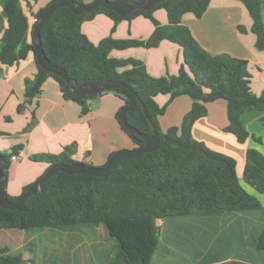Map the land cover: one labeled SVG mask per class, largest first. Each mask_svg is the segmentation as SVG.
Instances as JSON below:
<instances>
[{
	"label": "trees",
	"instance_id": "16d2710c",
	"mask_svg": "<svg viewBox=\"0 0 264 264\" xmlns=\"http://www.w3.org/2000/svg\"><path fill=\"white\" fill-rule=\"evenodd\" d=\"M21 1L0 0V16L7 25L0 40V66L17 64L25 60L30 52L36 56L32 32L37 21L29 24ZM55 1L50 0L44 8ZM110 1L118 3L122 0ZM232 1L239 2L247 11L252 20L250 31L256 38L254 46L257 50H264V0ZM74 2L76 5L83 4L80 0ZM210 2L167 0L150 10L133 11L124 17L102 7L81 15H74L68 8L62 7L48 18L40 28V43L48 60L66 71L73 86L112 80L130 87L143 103L145 112L137 104L132 112L125 113V119L141 135L155 133L159 138V148L156 152L117 163L106 178L56 173L42 191L25 201L24 212L0 207V231L101 224L116 242L113 264H151L160 243L157 220L245 214L262 209L259 199L240 185L235 160L210 150L191 135L193 124L207 114L205 105L218 99L226 101L228 126L225 131L233 134L239 143H244L250 136L243 126L242 115L248 111H264V90L259 95L251 91L247 60L227 54H210L181 24L182 17L187 13L200 19ZM157 9L166 11L167 25H160L154 18L153 13ZM98 14L113 20L112 31L120 21H131L138 16L149 19L155 29L146 40L107 37L95 45L83 34L81 26ZM238 29L241 33L246 32L243 26ZM162 40L183 49L184 66L176 77L170 79L150 76L142 63L135 59L110 56L112 51L128 48H155ZM37 67L34 79L25 81L26 103L31 102L44 81L52 77L65 96L80 105L81 115L90 108L88 100L93 101L107 92L121 98L124 106L128 104L118 90L96 95L73 94L65 89V82L60 77L43 70L38 64ZM158 95H168L167 103L182 95L192 100V107L179 128L171 127L165 132L160 129L158 117L163 115L166 107L156 104L154 98ZM118 122L136 148L143 146L141 136L131 135ZM252 138L261 143L260 138ZM17 149H13L12 154H16ZM10 157L0 153L5 176ZM40 157L49 160L51 165L72 164L66 163L63 155ZM243 180L264 196V157L247 154ZM3 190L4 197L10 202H16L20 197L9 196L5 187ZM260 224L258 230L253 228L249 239L253 249L264 258V224ZM0 264H33V260H25L22 254L1 247Z\"/></svg>",
	"mask_w": 264,
	"mask_h": 264
},
{
	"label": "crops",
	"instance_id": "0c3cea01",
	"mask_svg": "<svg viewBox=\"0 0 264 264\" xmlns=\"http://www.w3.org/2000/svg\"><path fill=\"white\" fill-rule=\"evenodd\" d=\"M49 1L20 2L30 25ZM80 1L88 4L93 0ZM153 16L160 25H167L164 9L155 10ZM181 24L190 30L197 43L210 54H227L247 60L251 91L259 95L264 90V50H257L254 46L256 38L250 31L252 20L242 4L232 0H211L200 19L187 13L182 17ZM113 25L110 17L98 14L84 22L81 29L95 45L107 37L116 40H146L155 29L152 22L143 16L131 21H120L114 31ZM6 26L5 19L0 16V40ZM239 26H243L246 32L241 33ZM110 56L116 59H135L155 78L176 77L184 66L182 47L168 40H162L155 48L112 51ZM37 71L35 56L31 52L17 64L0 66V153L18 157L16 161H10L4 185L6 193L11 197L20 196L26 187L32 185L51 166L49 160L40 156L63 155L66 163L80 162L102 167L112 153L136 148L117 119L124 101L113 93L107 92L96 97L91 101L88 112L81 115L80 105L68 99L58 82L48 77L35 98L26 103L25 81L33 80ZM168 100V95L154 98L159 107H166L163 115L158 117L163 132L171 127L179 128L183 117L192 107V100L186 95L178 96L170 103H167ZM205 107L206 116L192 126L193 139L235 160L239 183L248 193L257 197L262 205V209L253 212L252 217L264 224V196L243 180L247 154L264 157V111H248L242 115L243 126L250 136L244 143H239L233 134L225 131L228 126L226 101L218 99L207 103ZM252 136L260 138L261 143L254 141ZM15 148L19 149L16 154H12ZM192 217L195 216L186 218ZM212 217L225 223V228L215 237L206 252L209 253L208 259L202 264H264L263 255L253 249L249 239L253 227L247 219L240 214ZM10 250L14 253L13 249Z\"/></svg>",
	"mask_w": 264,
	"mask_h": 264
},
{
	"label": "rangeland",
	"instance_id": "374dc122",
	"mask_svg": "<svg viewBox=\"0 0 264 264\" xmlns=\"http://www.w3.org/2000/svg\"><path fill=\"white\" fill-rule=\"evenodd\" d=\"M253 212L240 215L258 230L261 224L253 219ZM156 225L160 243L151 264H202L215 237L225 228V223L212 216L200 215L157 220ZM4 246L22 253L33 264H113L116 254V242L101 224L4 230L0 231V248Z\"/></svg>",
	"mask_w": 264,
	"mask_h": 264
},
{
	"label": "water",
	"instance_id": "95a60500",
	"mask_svg": "<svg viewBox=\"0 0 264 264\" xmlns=\"http://www.w3.org/2000/svg\"><path fill=\"white\" fill-rule=\"evenodd\" d=\"M122 0L121 2L114 3L110 0H93L91 3L76 5L74 0H57L50 3L46 8L40 10L36 14L37 23L35 24L32 32V39L34 43V51L36 62L43 70L60 77L65 82V89L77 95H96L104 91L118 90L127 100L128 104L123 106L118 113V120L125 127V129L133 136H141L144 140L143 146L132 150H120L115 152L102 167L86 166L80 162L72 164H56L51 165L40 179L31 185L25 192H23L16 202H10L4 197V185L6 183V176L4 175L0 158V207L8 210H17L24 212L26 210L25 201L31 196L36 195L42 191L47 181L56 173L62 172L68 175L80 174L90 175L94 177L106 178L109 176L115 165L121 161L134 159L142 154L156 152L159 148V138L153 133L151 136L141 135L136 129L131 127L126 119L125 113L132 112L137 104H140L143 111L145 107L138 95L127 85L120 81L102 80L93 83H84L78 86H73L71 80L68 78L66 71L53 65L45 56L40 43V28L48 20V18L57 10L62 7L68 8L74 15H81L90 13L96 8L102 7L104 9L115 12L118 16L124 17L131 14L133 11H147L154 6L163 3L167 0ZM91 103L90 100L87 101Z\"/></svg>",
	"mask_w": 264,
	"mask_h": 264
},
{
	"label": "built area",
	"instance_id": "2783aa9c",
	"mask_svg": "<svg viewBox=\"0 0 264 264\" xmlns=\"http://www.w3.org/2000/svg\"><path fill=\"white\" fill-rule=\"evenodd\" d=\"M36 21H37V19L34 18V19H33V23L36 22ZM17 159H18V157L15 156V155H12V156L10 157V160H11V161H16Z\"/></svg>",
	"mask_w": 264,
	"mask_h": 264
},
{
	"label": "flooded vegetation",
	"instance_id": "af4514ba",
	"mask_svg": "<svg viewBox=\"0 0 264 264\" xmlns=\"http://www.w3.org/2000/svg\"><path fill=\"white\" fill-rule=\"evenodd\" d=\"M130 3H133V2H130Z\"/></svg>",
	"mask_w": 264,
	"mask_h": 264
}]
</instances>
